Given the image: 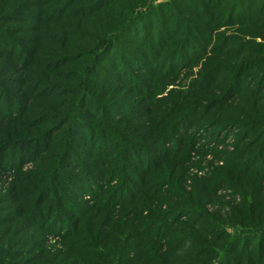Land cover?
I'll return each instance as SVG.
<instances>
[{"label":"rangeland","instance_id":"374dc122","mask_svg":"<svg viewBox=\"0 0 264 264\" xmlns=\"http://www.w3.org/2000/svg\"><path fill=\"white\" fill-rule=\"evenodd\" d=\"M0 264H264V0H0Z\"/></svg>","mask_w":264,"mask_h":264}]
</instances>
